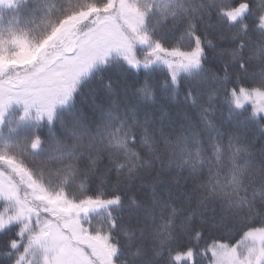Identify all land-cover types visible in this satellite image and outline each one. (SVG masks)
Here are the masks:
<instances>
[{
    "label": "trees",
    "instance_id": "1",
    "mask_svg": "<svg viewBox=\"0 0 264 264\" xmlns=\"http://www.w3.org/2000/svg\"><path fill=\"white\" fill-rule=\"evenodd\" d=\"M105 3L0 0V40L20 32L44 39L48 51L49 34L67 32L64 20L85 14L99 23ZM141 6L123 5L124 19L137 18L153 50L144 43L128 56L79 54L84 67L60 50L59 76L37 56L0 65V264L53 263L45 244L40 251L29 241L36 223L44 229L51 219L50 205L10 192L17 165L69 202L60 209L66 218L52 222L64 231L68 264H214L212 243L237 247L264 227V112L250 101L257 98L237 102L245 92L264 95V0ZM119 15L112 9L122 24ZM158 43L169 56L160 58ZM64 78L76 84L63 101L50 89ZM29 97L40 106L34 115L18 108Z\"/></svg>",
    "mask_w": 264,
    "mask_h": 264
},
{
    "label": "rangeland",
    "instance_id": "2",
    "mask_svg": "<svg viewBox=\"0 0 264 264\" xmlns=\"http://www.w3.org/2000/svg\"><path fill=\"white\" fill-rule=\"evenodd\" d=\"M106 3L100 5L104 8L100 9L97 8L96 10H100L104 12V19L99 23L89 24L86 22L85 14L83 16L76 14L71 17H68L66 20L62 22L63 28H68L67 32L64 31L62 34H58L56 30H53L51 34H49V38L46 41L47 44L53 46L52 49L46 50V46L42 44L44 39L41 40V44L39 41L37 43L30 42L25 37H18L20 32H17V35L13 31H9L6 34V37H1L0 40V65L3 66L10 61L21 62L26 59H30L32 56H37L39 58V67L46 68L48 70H52L51 72L56 75L62 74V67L60 66L59 58L54 57L57 54V51H64L73 52L74 56L77 57L78 60L75 59V66H83L84 62L83 59L79 62V54H83L86 59H89L86 55H90V57H105L107 54H111L110 52L120 50L122 54L128 56V53H134L135 48L142 46V44L147 43V47L149 50H153L155 43L154 42H147V39L143 37V33L141 32L139 22L135 16L131 19V22L124 19L127 18V11H125L123 5H126L128 8L131 5L138 6L139 8L142 7L141 4L143 1L149 0H105ZM77 2V1H76ZM98 6V7H100ZM106 6V7H105ZM247 3H243L240 7L242 10H245L247 7ZM84 7H89L88 4H84ZM95 8V7H94ZM93 7H89L85 10V12L94 9ZM120 12L119 20L124 22L115 23L113 22L112 18V9ZM82 10V11H83ZM95 10V9H94ZM94 11H91L93 13ZM1 18V16H0ZM126 22V23H125ZM89 24L88 32L84 33V29ZM61 30V29H60ZM104 32L106 33V37H101L98 35L97 32ZM126 32V34H125ZM6 32H3L2 35L4 36ZM127 39V42L130 40V44H124L122 42L123 37ZM145 40L144 42H142ZM46 44V45H47ZM43 46V47H42ZM158 48V54L160 58L169 56L171 52L165 50L162 47L161 43L156 44ZM84 48L80 50L81 48ZM137 54V53H136ZM82 56V57H83ZM201 55H193L191 60L195 59L196 57H200ZM83 57V58H84ZM153 57L151 56L147 61H150ZM145 60V59H143ZM145 60V61H146ZM180 68V64L176 60H172L171 70L175 72ZM60 73V74H59ZM65 75V73L63 74ZM65 82H57L56 86H52L50 90H59L60 91V98L59 100H63V91L68 89L69 91L73 90L76 84V81L70 82L67 80ZM72 80H77L72 79ZM66 83V84H65ZM23 86H19L18 91L21 92ZM49 88V87H48ZM253 91L245 92L247 94ZM18 93V95H19ZM48 92L43 91L42 97L43 101H46V96ZM241 94L237 100V102L241 103L243 101L249 100V98L253 97L256 100H250L255 102V108L257 112H264V95L260 93L258 94ZM58 97V96H56ZM2 97H0V102ZM30 101V102H29ZM23 105L18 106L22 112H31L33 115L35 114L36 109L39 110L40 106H36L37 104L29 97ZM64 101V100H63ZM44 105V104H43ZM35 110H34V108ZM20 169H13L11 173L12 180L10 182H17L15 188L12 187V192L19 191V198L22 199L23 197L31 198L33 202H35L36 198H41L39 200L40 203L50 205L49 210L52 214L51 219L44 221L42 224L45 226L44 229H41L40 225H37L39 230L34 229L36 234L33 233L32 236L29 237L30 244H34L40 251L39 248L40 244H45L43 248V252L49 254L53 258L52 264H68L65 256H62V252L67 245L66 240L64 239V231L58 229L59 226L56 224L52 225L54 220L64 219L66 218V214L61 212L60 209H66L68 212L71 207L69 202L59 193L54 192H46V188L42 185L31 180L28 176L30 174L27 170L24 171L22 166H18ZM55 212H60V215L56 216ZM59 224V223H58ZM85 232L88 231V228L83 227ZM91 233V230H89ZM78 234V233H77ZM246 239H242L237 244V247L221 243V242H214L212 243V254H213V263L214 264H264V227L256 228L255 230L248 231ZM33 255L36 254V250H33ZM81 259L80 257H77ZM80 261V260H79ZM71 264H83L81 261L73 262ZM88 264H92L89 263Z\"/></svg>",
    "mask_w": 264,
    "mask_h": 264
}]
</instances>
